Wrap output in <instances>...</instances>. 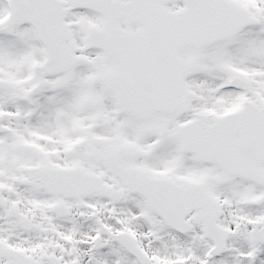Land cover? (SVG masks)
<instances>
[{
  "label": "snow or ice",
  "instance_id": "obj_1",
  "mask_svg": "<svg viewBox=\"0 0 264 264\" xmlns=\"http://www.w3.org/2000/svg\"><path fill=\"white\" fill-rule=\"evenodd\" d=\"M0 264H264V0H0Z\"/></svg>",
  "mask_w": 264,
  "mask_h": 264
}]
</instances>
